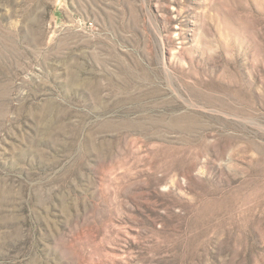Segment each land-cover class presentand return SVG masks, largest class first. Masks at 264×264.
<instances>
[{
  "label": "rangeland",
  "instance_id": "374dc122",
  "mask_svg": "<svg viewBox=\"0 0 264 264\" xmlns=\"http://www.w3.org/2000/svg\"><path fill=\"white\" fill-rule=\"evenodd\" d=\"M0 264H264V0H0Z\"/></svg>",
  "mask_w": 264,
  "mask_h": 264
}]
</instances>
